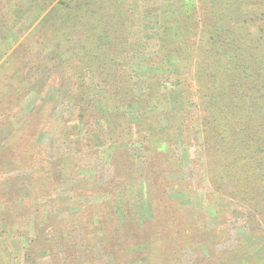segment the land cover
<instances>
[{"label":"trees","instance_id":"trees-1","mask_svg":"<svg viewBox=\"0 0 264 264\" xmlns=\"http://www.w3.org/2000/svg\"><path fill=\"white\" fill-rule=\"evenodd\" d=\"M24 1L32 2L15 3ZM38 1L46 8L41 12L48 10L45 25L33 30L38 33L36 44L20 41L11 56L25 63L32 52L54 48L59 53L62 73L55 77L68 87L66 100L77 131L71 135L72 143L81 147L83 140L89 141L91 148L110 143L114 172L108 182L112 199L85 202L89 222H94L89 225L94 240L85 237V248L77 255L72 249L81 244L83 231L71 228L77 237L68 240L65 223H70L71 215H38L41 199L52 195L53 185L62 182L61 157L53 160L42 155L28 177L10 178L13 183L7 178L8 187L0 180V223L24 239L22 264H99V258L111 256L117 261L123 253L130 256L131 264H182L183 256L192 259L191 264H264V0H161L160 6L156 4L160 12L145 23L146 29L155 30L140 39L131 38L134 16L116 12L127 0H58L53 5ZM128 43V52L116 51ZM147 44L155 45L144 60L153 71L137 89L131 55L141 54ZM11 50L8 41L5 45L0 41V61ZM114 53L120 60L129 59L107 62L105 57ZM16 81L10 95L21 99L28 94L30 81L24 73ZM168 95L175 98L169 101ZM41 114L27 124L37 126ZM47 122L54 121L40 124L47 126ZM23 128L13 133L17 140L22 139ZM196 135L212 195L256 220L259 234L235 237L218 205V228L206 219L199 222L186 215L194 187L181 168L186 156L193 162L199 158ZM11 142L0 146V169L13 164L1 152L2 148L9 152ZM121 142L127 145L120 148ZM132 143L145 153L144 180L153 216L144 226L128 203V188L137 183ZM17 158L20 169L24 159ZM180 172L181 179L173 180V174ZM174 191L185 195L181 203L172 200ZM14 196L32 207L29 213L26 208L22 213L9 207ZM33 212L32 220L26 214ZM140 231L139 242L127 243L130 232ZM131 244H136L133 251ZM2 249L9 256L8 247ZM4 260L0 256L1 264H13Z\"/></svg>","mask_w":264,"mask_h":264},{"label":"rangeland","instance_id":"rangeland-1","mask_svg":"<svg viewBox=\"0 0 264 264\" xmlns=\"http://www.w3.org/2000/svg\"><path fill=\"white\" fill-rule=\"evenodd\" d=\"M15 1L16 0H0V41L3 45L8 41L12 47L9 53L10 55L7 54L0 61V146L7 141L9 142V139H12V148L8 147L9 152H7V148H2L1 152L5 157L8 156L6 161H11L13 163L12 165H3L0 169V176H3V178L0 180L5 183V181H8L6 180L7 178L19 179L20 176L24 177L25 175L28 177L33 173V170L36 169L35 163L43 160L42 155H46L47 158L50 157V159L53 160L61 157L64 162L62 164V182L55 185L52 184V195L41 199L38 215L41 218L45 217L49 212L61 213L63 217L71 215L70 223H65L67 235L69 234L68 240L73 241L74 238L77 237L75 227L83 231H80L82 233L80 239L81 244L76 245L72 249L77 255L79 251H83L85 248V237H90V240H94V235L91 233L92 228L89 226L94 222H89V209L86 207L88 204L86 203L85 205V202L94 204L108 202V200L112 199L108 194V182L114 172V168L110 163L112 150L109 146L110 143L99 148L94 146L91 148L89 141L85 140H83V145L81 147L72 143L71 135L75 132V122L72 121V107L68 105L66 100L68 98V87L64 84L60 85V78L55 77V75H60L62 73L63 61L54 48H49L43 53L32 52L33 56L25 63L21 62L19 55L18 59L17 55L11 56L20 41L29 42L28 44L32 42V45L36 44V36L38 33H33V30L36 26L42 25L48 10L47 7L44 13L46 8H42V4L41 2L39 3L38 0H32V2L24 1L17 3V5ZM57 1L58 0H42V3L45 2L48 5H53ZM160 3L161 0H127V2L121 3V5L118 6L116 9L118 14L122 13V15L127 17L134 16L135 21L131 24L132 26L130 28L131 38L140 39L148 32L152 33V31L155 30L146 29L145 23H151L153 20L151 15H154L155 18L157 13L160 12L159 7H157V5L160 6ZM41 9H44V11L41 12ZM44 25L45 23L42 26ZM131 38L130 41L133 42ZM153 47H155V45L147 44V46H145V48L143 47L144 49L139 52L141 54L131 55V57L133 56L135 58L132 67L134 68L133 81L139 84L137 89L143 87L142 81H145L148 73L153 71V69H150L144 62L145 56L154 50ZM129 49L130 45L128 43L119 46L116 51L122 53L128 52ZM116 56L117 55L114 53L105 58H107V62L115 61V64L129 59V57H127L120 60L116 58ZM5 72H9L8 77L5 76ZM22 73L28 77L30 87L28 94L19 99L10 94L14 89L13 83L17 82V77ZM168 96L169 101L171 98H175L173 95ZM169 103L171 108V102ZM41 110H44L42 114ZM2 114H4V116ZM37 114H41L40 116H42V118L35 122L37 126H29L31 124L29 123L28 125V121L30 120L31 122L32 120H36ZM199 119L198 117L195 118L196 129L200 128ZM45 120H53L54 122H47V126L40 124V122H44ZM19 128L24 129L20 131L23 137L17 140V135L13 133ZM108 128L110 129V126H108ZM104 129L107 130L106 127ZM34 130L38 133L34 134V132H36ZM75 133H77V131ZM198 137L199 136L196 135L197 140L199 139ZM118 145L120 148H123L127 143L121 142ZM194 146L199 153V158H194L193 162L189 156L188 158L186 156L183 167L181 168L183 177L194 187L192 201H190V204H187L185 209L186 215H188L189 218L198 219L199 222L206 219L211 226H217L218 228L219 221H217L215 217L217 214L216 205H218L224 209L225 214L228 216V227L235 237L241 235L249 236L255 233L259 234V225L256 224V220L251 216H247V214H240V210L237 207L229 206L227 202L212 195V190H210L206 180L205 170L200 164L203 158L200 141L198 140ZM129 147L132 151V158L135 160L134 163L136 164L137 183L128 188V203L130 209L134 212L135 218L139 220V224L144 226L145 220L153 216L148 198L149 188L144 180L146 169L144 160L145 153L142 147L136 143L130 144ZM18 155L21 159H24L20 169L17 168L18 164H15V162L19 161L17 158ZM25 155L27 156L25 157ZM13 179H10L12 183L14 182ZM176 179H181V172L173 174V180ZM21 183L26 190H28L26 180H22ZM5 184L6 187H8L7 185H9V183ZM104 189L106 191L105 193L103 192ZM172 196V200L176 203H181V199L183 197L185 198V195L182 197L181 194H177L175 191ZM17 197L14 196L13 200L9 202V207L15 211H23L22 213L25 212L23 209L26 208L29 213V208L32 207L29 206V204H24V207L21 198L18 199ZM117 200L119 203L121 202V195L117 197ZM115 207L120 211L121 207L117 202H115ZM31 210L32 209H30V211ZM34 213L36 212L26 215H29L33 220L36 215ZM84 218H88V220L84 221ZM118 219L119 222L122 221L121 216H119ZM30 226L33 227L32 225ZM30 226L28 225V228H30ZM71 228L76 232H72ZM142 233L143 231H140L139 234H132L130 232L129 236H131V238L127 243H132V241L136 243L139 242L141 237L137 239L136 235ZM249 238L251 237L249 236ZM251 241L254 240L251 239ZM127 243H125V245ZM2 245L8 247L9 256H6L7 251L2 249ZM24 245V239L21 238L16 231L14 232L7 228L5 223H0V256L5 259L4 261L9 260L13 264H22L24 262ZM132 245L136 244H131L132 249L130 251L135 249ZM98 256H101L100 252ZM121 256L117 261H114L111 256L99 258L98 261L99 264L132 263L129 258L130 256H125L124 253ZM182 261V264L192 263V259H186L185 256H183Z\"/></svg>","mask_w":264,"mask_h":264}]
</instances>
